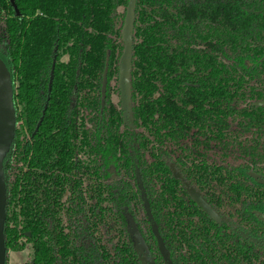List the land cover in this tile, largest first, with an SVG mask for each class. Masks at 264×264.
<instances>
[{"label": "trees", "instance_id": "trees-1", "mask_svg": "<svg viewBox=\"0 0 264 264\" xmlns=\"http://www.w3.org/2000/svg\"><path fill=\"white\" fill-rule=\"evenodd\" d=\"M127 3L0 0L16 116L6 259L27 246L24 264H143L131 219L153 264H264V183L249 174L264 178V0H134L132 125Z\"/></svg>", "mask_w": 264, "mask_h": 264}, {"label": "water", "instance_id": "water-1", "mask_svg": "<svg viewBox=\"0 0 264 264\" xmlns=\"http://www.w3.org/2000/svg\"><path fill=\"white\" fill-rule=\"evenodd\" d=\"M133 6L134 0H128L124 21L122 25V39L124 42L122 54L119 60L118 66V88H119V99L120 105L122 109L123 119L125 123L132 125V118L130 116V105H129V83H128V74L130 68V58H131V32H132V20H133ZM53 66H54V59L52 61V67L49 74L48 79V92L51 89V83L53 78ZM106 66L104 68L103 78H102V86H101V93L104 94V88L106 84ZM48 98L45 100L42 113L36 123L34 131L37 130L47 106ZM15 128H16V116H15V108L13 104V84H12V77L11 72L6 66L5 62L2 58H0V264H6V245H5V222H6V209H7V185H6V175L4 171V161L6 158L7 153L11 150L12 144L15 137ZM172 168V167H171ZM253 176L258 182L264 183V178L260 175H256L254 173H249ZM175 175V173H174ZM176 176V175H175ZM178 177V176H176ZM180 178V177H179ZM186 186V185H185ZM189 191V190H188ZM190 196L192 199L203 208V210L210 215L214 220L220 222L223 220H219L214 212L211 210L209 203L207 200L202 197H193L189 191ZM213 213H212V212ZM256 216L264 222V213L255 212ZM132 221L131 219L129 222ZM225 221V220H224ZM133 225L134 222L132 221ZM135 227V225H134ZM129 229V227H128ZM136 229V227H135ZM129 231V230H128ZM240 235L244 238L249 239L254 243H259L258 239H255L249 236L247 233L243 231H238ZM130 233V232H129ZM136 233L139 235L137 229ZM131 234V233H130ZM132 235V234H131ZM133 236V235H132ZM141 238V236L139 235ZM134 242L135 238L133 236ZM142 240V238H141ZM143 242V240H142ZM144 244V243H143ZM259 244H264L263 242ZM145 246V245H144ZM136 248V245H135ZM146 248V247H145ZM147 250V249H146ZM138 253V252H137ZM148 253V251H147ZM139 255V254H138ZM140 257V256H139ZM150 258V257H149ZM141 259V257H140ZM151 260V259H150ZM142 261V260H141ZM152 262V260H151ZM143 263V262H142ZM153 264V262H152Z\"/></svg>", "mask_w": 264, "mask_h": 264}, {"label": "rangeland", "instance_id": "rangeland-1", "mask_svg": "<svg viewBox=\"0 0 264 264\" xmlns=\"http://www.w3.org/2000/svg\"><path fill=\"white\" fill-rule=\"evenodd\" d=\"M115 96H117V95H115ZM114 99L116 100L117 97H115ZM171 167H172V170L175 173V175L180 177L182 179V181L185 183L187 189L190 191V193L192 194L193 197L196 198V197H202L203 196V194L199 190H197L195 188V186L192 183H190V181L188 179H186L180 173V171L178 170V168L175 165L171 164ZM209 206L211 207V210L214 212V215H216L219 220L229 221V218L226 215H224L220 211L216 210L210 203H209ZM128 230L135 238L136 250H137L139 256L141 257L143 264H152V262L149 258V255L147 253V250H146L141 238L136 233V229H135L132 221L129 222V229ZM27 251H28L27 246L25 247V249H22V250H10L8 252V255H7L6 264H24V262L28 259Z\"/></svg>", "mask_w": 264, "mask_h": 264}]
</instances>
